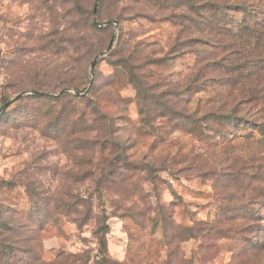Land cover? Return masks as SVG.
<instances>
[{
	"label": "rangeland",
	"instance_id": "rangeland-1",
	"mask_svg": "<svg viewBox=\"0 0 264 264\" xmlns=\"http://www.w3.org/2000/svg\"><path fill=\"white\" fill-rule=\"evenodd\" d=\"M254 83L264 0H0V264H264Z\"/></svg>",
	"mask_w": 264,
	"mask_h": 264
},
{
	"label": "trees",
	"instance_id": "trees-1",
	"mask_svg": "<svg viewBox=\"0 0 264 264\" xmlns=\"http://www.w3.org/2000/svg\"><path fill=\"white\" fill-rule=\"evenodd\" d=\"M218 10H220V7L218 6H215ZM243 30H241V32L238 34L237 36V39L235 41L234 44H227L225 46L226 50L229 52V55L230 56H237V58L235 57L234 59H231L229 61V63L227 64L226 61H227V57H222L221 58V61H220V64H221V69L222 67L226 70V74H239L244 68L245 66L248 64V65H253L252 62H249V60L247 58L243 60H240V57H242L243 55V40L242 38H245L247 35L246 33H242ZM257 32L256 31H253L252 34H256ZM239 42H242L240 43V46H241V50L240 48L235 51L234 49L236 48V46L239 44ZM239 60V61H238ZM226 63V65H224ZM254 63V62H253ZM243 76L241 75L240 76V79L242 78ZM250 77V76H249ZM247 77V78H249ZM264 89V88H263ZM246 93V95H248L249 98H252L253 100H261L263 99L264 100V97H259L258 94L259 92H263L261 88H258V85L256 83H254V85H252L247 91L245 89H243ZM243 94V93H242ZM241 95V93H240ZM103 119V120H102ZM111 122V121H110ZM97 124L101 123V124H104L105 125L107 123H109V119H104V117H101L97 120L96 122ZM107 126H109V124H107Z\"/></svg>",
	"mask_w": 264,
	"mask_h": 264
},
{
	"label": "water",
	"instance_id": "water-1",
	"mask_svg": "<svg viewBox=\"0 0 264 264\" xmlns=\"http://www.w3.org/2000/svg\"><path fill=\"white\" fill-rule=\"evenodd\" d=\"M97 9H98V6L95 7V9H94V13L97 12ZM108 51H109V49H107V50L104 51V52L99 53V54L96 56V58H95V60H94V62H93V64H92V68H91L92 75L94 74V68H95V65H96L98 59H99L100 57H102L103 55H105ZM92 84H93V79H92V81H91V85H90L89 89L86 91V93H85L84 95L89 94ZM64 92H66V90H65V91H62L61 93H59V94H57V95L49 94V93H41V92H38L37 94H39V95H44V96H49V97H61V96L64 94ZM78 94H79V93H78ZM23 95H24V94H21V95H19L17 98H19V97H21V96H23ZM9 105H10V102L7 104V106H9Z\"/></svg>",
	"mask_w": 264,
	"mask_h": 264
}]
</instances>
